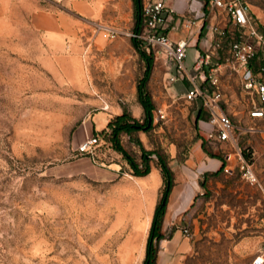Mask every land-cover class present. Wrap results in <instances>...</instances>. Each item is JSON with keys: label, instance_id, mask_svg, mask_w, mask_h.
Wrapping results in <instances>:
<instances>
[{"label": "rangeland", "instance_id": "1", "mask_svg": "<svg viewBox=\"0 0 264 264\" xmlns=\"http://www.w3.org/2000/svg\"><path fill=\"white\" fill-rule=\"evenodd\" d=\"M125 1L123 15L132 11ZM132 7L130 32L136 24ZM37 11L72 14L65 0H0V264H144L148 194L129 177L130 164L106 135L94 133L93 156L78 148L86 138L84 126L104 108L121 106L132 114L135 87L147 65L132 38L98 35L93 20H79L85 28L80 39L51 41L47 20H33ZM120 38H126L124 46L109 50ZM74 49L87 70L82 88L66 75L63 55ZM195 56L196 49H189L185 64L191 73ZM164 66L154 62L146 86L166 119L154 112V129L146 133L150 150L140 149L138 132L123 135V146L139 163L145 155L151 167L159 155L170 160L174 146L180 162L197 143L223 157V144L208 139V121H198L202 102L187 101L189 82L170 83ZM221 92L223 108L239 128L260 130L238 133L259 184L251 186L238 172L225 173L229 189H207L205 201L214 203V211L200 220L206 229L195 237L191 213L183 216V229L191 234L184 232L183 238H190L192 247L179 252L181 242L171 241L178 220L165 232L157 264H253L264 256V122L249 118L251 106L238 77L224 79ZM160 197L161 192L158 203Z\"/></svg>", "mask_w": 264, "mask_h": 264}, {"label": "crops", "instance_id": "2", "mask_svg": "<svg viewBox=\"0 0 264 264\" xmlns=\"http://www.w3.org/2000/svg\"><path fill=\"white\" fill-rule=\"evenodd\" d=\"M245 1L249 4L251 13L260 25L261 30L264 31V0ZM125 2L126 6H128L127 8L130 7L133 11L132 6L134 5V0H126ZM65 3L70 8L72 14L57 13L54 11H37L33 16V20H47L46 30H50L51 32V41H66L67 39L69 41H75L80 39L82 36L81 31H84L85 28L79 20L83 19L103 22L120 30L129 31V28L132 26V20L130 19L133 16V12L131 11L123 15L122 0H65ZM170 6L176 11V13L170 17V26H175L178 31L176 38L183 37L191 40L190 49L195 48L197 51L195 59L210 46V40L214 36L213 28L215 26L223 28L227 26L226 15L219 10H213L209 5V0H171ZM192 20H196V24L190 30L185 27V24ZM120 40L121 41H111L110 43H113V45H110L108 49L111 50L119 48L122 45L124 46L121 42L125 41L126 38H120ZM131 41L135 53L146 63L147 70L149 63L148 58L152 57L153 64L155 62L152 52L136 40L131 39ZM202 42L203 44H201ZM106 43L107 40L105 39L100 41V45L103 48L108 46ZM199 44L203 45V49L199 47ZM111 56L115 57L117 55H112L111 53ZM63 60L67 66L66 75L72 85L76 88L84 87L87 83L88 75L79 50L74 49L72 52L64 54ZM139 85L140 84L135 87L134 92L137 102L135 101L136 103H133L130 112H132L131 115L134 118L141 121L142 116H145V114L144 108L138 97ZM105 103L108 105V101H105ZM154 103L156 105L155 100ZM158 109L161 108H157L156 105L155 111ZM124 112L128 111L119 106L104 108L103 111L95 114L90 122H87L84 126L86 138L81 144L91 139L95 132L106 130L110 120L116 116L122 115ZM137 136L143 148L150 150L146 133L140 131ZM203 147L202 143H197L191 151L190 156L184 162L178 160V149L175 146L170 149L169 166L174 173L175 186L170 194L163 231L166 232L180 220V225L176 226L171 240L181 242L182 246H179V252H187L192 247V242L190 238H188L189 236L185 239L183 238L184 230L188 229H183L187 226L185 225L186 222L182 220V217L191 213L190 224L193 226V235L197 237L199 231L205 230L207 227L206 224L200 223V220L204 218L205 213L210 215L214 211V203L205 201V195L208 193L207 189L213 190L215 186L218 187V189L220 187L229 189V184L226 183V181L229 180V176L225 175L224 171H222L224 156H214L205 151ZM222 147L224 149V154L232 150L231 145L227 143L223 144ZM112 171L116 172L115 170ZM129 177L135 184L140 186L142 192L148 194V199L151 200L148 206V219L149 225L150 221L152 225L158 205V196L164 184L162 172L160 168L152 162V169L148 175L143 177L129 175ZM203 204H205V212H202V209L200 210ZM222 208L230 209L227 205H222Z\"/></svg>", "mask_w": 264, "mask_h": 264}, {"label": "built area", "instance_id": "3", "mask_svg": "<svg viewBox=\"0 0 264 264\" xmlns=\"http://www.w3.org/2000/svg\"><path fill=\"white\" fill-rule=\"evenodd\" d=\"M171 0H143L142 29L140 32L120 30L111 25L95 22L98 35L108 39L128 36L149 49L156 62H162L170 73L169 82L188 81L190 88L185 98L189 102L200 100L209 114L206 123L207 136L212 142L229 144L232 150L224 154L223 171L226 174L240 173L251 186L259 184L254 165L244 155L238 133L255 134L260 130H242L224 110L222 81L238 77L242 93L250 104L249 118L264 122V31L253 17L245 0H209L213 10L227 17L226 27L213 28L210 46L195 59L194 73L189 72L185 61L191 48L188 38H176L178 31L170 26V17L176 13ZM196 20L185 27L192 29ZM158 120H165L162 109L156 111ZM98 140L91 138L79 146L82 155L93 156ZM191 236L188 230H184ZM253 264H264V256Z\"/></svg>", "mask_w": 264, "mask_h": 264}, {"label": "trees", "instance_id": "4", "mask_svg": "<svg viewBox=\"0 0 264 264\" xmlns=\"http://www.w3.org/2000/svg\"><path fill=\"white\" fill-rule=\"evenodd\" d=\"M135 8V28L134 32H140L142 29V8L143 0H134ZM134 40V39H133ZM148 68L146 70L145 78L142 80L138 87V97L139 101L144 108V119L143 121L137 120L128 112H124L120 116L112 118L107 126V129L100 132L103 135H106L109 138V141L113 145L114 150L123 155L125 160L130 164L133 175L137 177H143L148 175L151 172V161L146 159V156H142V162H137L136 159L129 153V151L122 144L123 135H132L140 131L145 133L151 132L154 129V112L156 110V105L151 95H149L146 87V82L149 79L150 72L153 66V58H148ZM209 114L204 109L201 108L198 112V121L204 120L209 121ZM100 133L96 137H99ZM138 144L142 150H145L142 146L140 140ZM204 146V144H203ZM150 153L159 154L156 151H150ZM245 157L251 161V154L244 150ZM156 165L160 168L163 175V188L161 190V197L159 203L156 207L154 214L153 222L149 231V236L146 246V256L144 264H157L158 254L160 250V245L162 241L167 239L166 233L163 231V224L167 214L168 204L170 194L175 186L174 173L169 166V160L163 156L159 155L158 162ZM142 166V167H141ZM223 171V168H222Z\"/></svg>", "mask_w": 264, "mask_h": 264}]
</instances>
